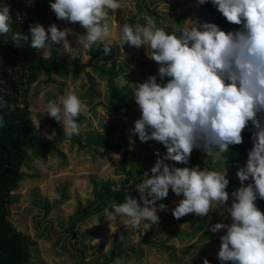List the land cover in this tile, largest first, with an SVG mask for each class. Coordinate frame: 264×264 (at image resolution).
<instances>
[{
    "label": "clouds",
    "instance_id": "9594fccd",
    "mask_svg": "<svg viewBox=\"0 0 264 264\" xmlns=\"http://www.w3.org/2000/svg\"><path fill=\"white\" fill-rule=\"evenodd\" d=\"M206 3L226 22L239 27L226 32L215 23L189 19L191 27H184L177 35L141 13L145 25L123 24L120 28L115 43L119 49L147 46L150 54L146 56L158 66L157 74L142 83H131L125 75L116 79L120 88L131 84V98L140 110L130 133L140 142H158L166 152L162 156L158 150L154 153L157 159L150 168L151 175L146 172L147 178L135 185L138 199L128 193L123 203L112 205L111 215L113 219L125 217L126 227L145 232L159 224L158 211L168 210L164 203L157 206V201L167 198L171 189L175 196H183L172 209L176 220L188 214L209 217L213 209L227 214L230 223L217 222L208 229L213 234L224 230L217 252L221 264H264V212L255 203L258 198L264 200V0H197L198 5ZM166 6L168 9L169 4ZM49 7L57 20L78 24L83 35L76 39V46H71L67 39L73 34L70 28L50 24L45 29L32 23V49L44 50L62 42L72 59L82 49L91 51L100 45L105 55L110 54V20L123 7L120 0H50ZM11 22L6 5L0 10V34L11 31ZM12 40L19 48L28 36L17 32ZM157 76L160 81L168 79L161 84ZM5 106L14 110L0 96V109ZM43 113L63 126L68 142L81 132L78 118L91 116L88 106L71 91L49 101ZM249 122L252 147L246 163L236 172L240 186L230 194L226 191L230 183L227 169L175 166L188 165L194 150L215 161L223 159L229 146L243 143L242 133ZM3 123L0 118V127ZM133 145L130 141V147ZM203 264L210 262L204 259Z\"/></svg>",
    "mask_w": 264,
    "mask_h": 264
},
{
    "label": "rangeland",
    "instance_id": "374dc122",
    "mask_svg": "<svg viewBox=\"0 0 264 264\" xmlns=\"http://www.w3.org/2000/svg\"><path fill=\"white\" fill-rule=\"evenodd\" d=\"M120 2L123 7L117 9L114 19L110 20L112 31L108 40L113 43L112 52L94 59L91 66L85 67L76 78L53 77L54 82H47L44 76H40L31 92L30 126L37 130L40 137L51 138L52 118L43 112L49 101H55L59 95L71 91L80 97L91 113L90 117L84 116L78 136L83 140L87 135L94 136L101 133L102 128L109 123H116L121 130L113 134L112 140L116 142V136L122 137L123 146L116 152L105 149L102 151V149H82L66 141L57 147L64 156L63 160L58 153H48L45 157L38 158L28 156L22 167L26 177L12 192L10 221L32 243L30 264H98L112 248L130 253L129 255L121 254L110 264H117L118 261H123V264H203L204 259H207L210 264H221L217 259V252L220 245L219 238L224 234V230L213 234L208 229L217 222L230 223L227 214L222 215L213 209L214 212H211L209 217L201 218L203 224L199 230L194 227L195 219L200 217H186L183 222L171 223L176 220L172 216V209L176 207L180 199H183V196L177 197L172 194L171 189L166 201H157V206L164 203L168 210L158 211L159 224L153 225L145 232L143 229L126 227L125 217L113 219L112 206L77 226V236H73L67 230V219L74 212L77 201L82 204L91 198V179L117 181L122 176L119 168L122 158L125 160L126 169L147 159L150 163L134 180L136 184H139L142 179L147 178L144 176L146 172L150 174V168L157 159L154 153L158 150L162 156L166 152V149L158 142H140L138 137L130 133V129L134 127L133 122L140 116V110L131 98V84L127 85V98L132 101L128 109L108 113L102 105H97V102H103L106 97L105 82L96 76L92 66L97 64L109 66L112 63L122 65L124 71L122 76L125 75V79L131 83H142L150 66H155L153 72L156 75L158 66L146 56L150 54L147 46L135 49L125 45L124 49L120 50L115 44L119 40L121 26L127 24V20L135 14L139 3L150 17L155 19L158 27L164 28L166 32L175 31L179 35V30L191 27L189 19L196 20L193 4L190 0H120ZM166 3L169 4L168 9ZM109 15H112L111 10ZM137 23L139 21L136 20L132 26ZM40 24L47 29L50 24L55 23L46 21ZM145 24L146 21L143 19V25ZM56 25L59 29L68 27L72 30L73 34L67 39L71 46H76V39L83 35L84 30L78 24L64 21ZM49 48L50 46L44 50L40 49L38 53L46 56ZM52 48L56 50L58 59L70 58L62 42L53 44ZM87 58L88 51L82 49L81 62H85ZM157 78L159 79L158 76ZM167 79L165 78L162 83ZM59 125L63 130V126ZM130 141L134 142L131 147ZM221 160L215 161L204 152L194 150L188 165L175 164V166L198 165L201 170L208 168L223 171L221 168H213L209 165L210 162ZM45 203L49 206L47 214H44ZM140 237H146L148 241L154 243L164 241V245L173 247L174 253L168 256L167 252L141 245L142 257L140 258L129 251L130 246L137 245ZM206 240H210V243H206Z\"/></svg>",
    "mask_w": 264,
    "mask_h": 264
},
{
    "label": "trees",
    "instance_id": "16d2710c",
    "mask_svg": "<svg viewBox=\"0 0 264 264\" xmlns=\"http://www.w3.org/2000/svg\"><path fill=\"white\" fill-rule=\"evenodd\" d=\"M190 1L193 4V10L198 22L215 23L221 30L226 32L234 31L239 27L226 22L225 18L210 3L201 6L197 4V0ZM51 2L54 1L51 0ZM49 3L50 0H0V10L8 5L12 17L11 31L7 35L0 34V96L7 101L8 105L14 106V110L11 111L7 106L0 109V118L4 122L3 127H0V264H30L31 260L32 243L10 221L12 192L18 188L19 183L26 177L22 171L26 159H28V156L32 158L45 157L48 153H58L60 158L64 159L57 147L67 140L59 123L54 119L51 120L52 136L49 139L40 137L37 130L32 129L30 126V103L33 85L40 76H44L47 82H54L53 77H58L59 79L76 78L83 72L85 67L91 66L94 59L105 55L102 45L97 46L96 50L88 51V58L82 63L80 55L75 59H58L57 52L52 47L48 49L46 56L39 54V50L32 49L30 47V24H40L46 21H51L55 24L61 22L56 19L55 14L49 7ZM141 13H146L150 16L138 3L135 14L127 20V24L133 25L137 20L143 25V19L140 18ZM17 32L28 36V40L22 41V47L19 48L15 46L12 40V35ZM112 50L113 47L111 52ZM154 67H149L144 80L149 75H155L153 72ZM92 69L96 76L105 82L106 97L103 102H97V105H102L108 113H116L128 109L132 104V101L127 98L128 87L120 88L116 84L117 77L122 76L124 72L122 65L114 63L109 66L97 64L93 65ZM90 81L93 82V79L90 78ZM157 82L163 84L158 78ZM83 121L84 115H81L77 122L81 125ZM103 129L104 131H101V133L94 136L87 135L83 140L80 136L74 135L70 143L82 149H105L115 152L120 150L123 146V143H121L123 138L116 136L117 141L114 142L112 136L117 130L120 131L121 128L116 123H109ZM251 129L252 126L249 122L248 128L242 133L243 143L229 146V152L223 154L224 158L220 162L209 163L213 168L227 169V178L230 183L226 191L229 194L240 186L236 172L246 163L247 152L252 147ZM148 163H150L149 160L143 159L138 165L134 164L131 168L126 169L125 160L122 158L119 165L122 176L119 180L91 179V198L82 204L77 201L74 212L67 219V230L73 236H77V226L103 213L112 205L123 203L128 193L138 199L134 180L144 172ZM250 182L251 178L245 184ZM114 188L119 190L113 191ZM166 200L167 198L158 202ZM255 203L264 212V200L258 198ZM48 211L49 206L45 203L44 214H47ZM194 216L193 214H188L180 220L171 221V223L183 222L186 217L192 218ZM202 224L203 219L196 218L194 229L199 230ZM141 245L167 252L168 256L174 253L173 247L164 245V241L154 243L148 241L146 237H140L137 245L130 246L129 251L141 258ZM129 253H126L125 250L116 251L115 248H112L110 253L98 264H110L121 254L129 255Z\"/></svg>",
    "mask_w": 264,
    "mask_h": 264
}]
</instances>
